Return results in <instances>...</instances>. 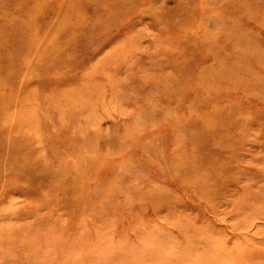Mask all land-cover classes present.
<instances>
[{"label": "rangeland", "instance_id": "374dc122", "mask_svg": "<svg viewBox=\"0 0 264 264\" xmlns=\"http://www.w3.org/2000/svg\"><path fill=\"white\" fill-rule=\"evenodd\" d=\"M0 264H264V0H0Z\"/></svg>", "mask_w": 264, "mask_h": 264}]
</instances>
